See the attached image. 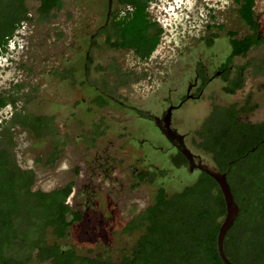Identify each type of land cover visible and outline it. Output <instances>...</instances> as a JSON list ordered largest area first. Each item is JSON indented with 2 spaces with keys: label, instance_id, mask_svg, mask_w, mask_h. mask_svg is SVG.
Wrapping results in <instances>:
<instances>
[{
  "label": "rangeland",
  "instance_id": "374dc122",
  "mask_svg": "<svg viewBox=\"0 0 264 264\" xmlns=\"http://www.w3.org/2000/svg\"><path fill=\"white\" fill-rule=\"evenodd\" d=\"M167 2L172 3V6L168 7ZM167 2H160L159 7L152 9V15L161 18L160 24L161 21L162 24L165 23L163 39L166 45L158 46L156 54L153 55L156 58L155 63L137 65L135 58L127 55L126 50L122 51L102 44L90 52L93 62L89 79L99 83L106 78L107 84L110 85L112 81L109 79L112 76L106 71L110 58L117 61L120 71L135 72L134 74L142 72L146 75L151 73L158 79L167 73L168 95L172 96L174 103L177 104L187 84L194 82L191 91L197 94L195 87L199 84V80L195 81V71L203 69V73L209 80L198 97L185 100L182 105L172 111L171 126L178 133L185 135V146L192 153L198 154L202 163L216 169L211 156L195 146L194 143L200 141V138L195 135V130L199 129L214 105L234 104L237 107L245 105L244 111L240 113V119L248 121L264 119V70L257 73L253 66L260 62L264 64V42L251 48L245 56L233 58L231 64L237 72H242L243 84L234 93L225 92L227 80L235 77L234 71H230L226 78L215 75V72L226 62L230 52L226 31L236 30L241 33L249 30L234 11L236 6L233 1L168 0ZM106 5L107 0H63L61 10L51 11L47 21H39L35 11L38 2L35 0L26 2L29 19L25 20L17 37L18 42L25 45L21 46L22 51L15 53L17 60L13 63V70L12 68V71L9 70L11 72L6 70L8 62L0 56V91L12 89V83H16L13 86L14 101L0 108V123L4 119L12 118L13 114L21 109L35 115L53 116L56 133L54 137L36 139L28 130L14 125L11 128L12 144L8 147L9 151L15 154L17 163L21 167L35 170L36 177L32 185L34 189L47 190L64 182L76 180L74 191L77 193L76 198L74 199L73 196L69 198L72 202L80 200L79 196L82 195L80 192L84 190L86 182L84 176L87 175L90 181V183L87 182V186L93 189L88 188L86 196L90 200L98 197L95 200L98 205L94 206V213L102 216L101 224L94 225L97 228L93 227V231L88 225L85 226V230L88 228L87 232L77 231L72 227L69 235L60 240V246L64 248L72 246L82 255L101 254L118 260L121 254L135 242L137 235L142 233L141 229L127 232H123L122 229L125 223L137 213V209L152 202L158 180H163L160 184L163 182L168 194H171L190 184L197 177L198 172H190L187 168L174 169L168 161L167 185L166 177L162 176L154 183H143L135 190L129 189L127 183L130 179V169L134 164L132 157L138 152L136 142L146 137L145 132L149 131L135 126L134 116L120 112V108L114 103L103 110L93 106L92 113L85 114L84 109L89 105V94L94 96V88H86L85 85L80 84L83 77L73 62L74 52L71 45L80 44L82 48L80 47V52L75 57L81 58L80 54L86 47L84 44L102 19ZM207 5L214 7V20L207 14ZM254 9L260 26V37L264 40V0H256ZM185 11L197 12L200 19L195 17L192 21L182 20ZM208 22L225 25L222 31L216 28L212 30L217 32V36L210 46L204 40L211 34L210 31L205 30ZM21 62L29 69L27 70L24 66L22 70H17L22 68ZM74 64L77 68V81L71 84L64 69L73 67ZM128 80H130L129 86L125 85L119 89L116 87L114 90L119 92L118 96L127 95L130 98V101L126 100L127 103L138 104L147 111L154 109L152 104L160 101L161 96L166 93L164 89L160 90L161 87L154 90L143 76L132 75L128 77ZM18 84L20 85L17 88ZM83 97H86V101L73 108V101ZM137 99L139 103H132ZM74 112L76 115H73ZM99 116H103L105 123H113L107 126L102 125L95 130L89 122L96 121ZM117 120L121 124H118ZM79 122L82 124L80 125ZM96 132L99 135H94ZM52 138L59 140L61 154L55 163L50 164L46 162V154L50 150ZM105 151L113 153L118 159V166L112 171L114 177L107 178L103 175L98 178L91 168L88 172L86 169L93 164L95 156L104 154ZM147 163L142 161L138 166L139 168L148 167ZM75 167H77V174L74 171ZM221 219L222 217L219 221ZM93 221L96 222V220ZM93 221L90 224H95ZM29 264L46 263H38L33 257Z\"/></svg>",
  "mask_w": 264,
  "mask_h": 264
},
{
  "label": "trees",
  "instance_id": "16d2710c",
  "mask_svg": "<svg viewBox=\"0 0 264 264\" xmlns=\"http://www.w3.org/2000/svg\"><path fill=\"white\" fill-rule=\"evenodd\" d=\"M27 1L0 0L1 51L11 41H18V34L29 19ZM35 1L39 21H47L51 11L63 7V0ZM167 1L118 0L129 4L132 11L124 22L117 18V13L114 15L111 24L115 44L121 42L123 46L134 48L140 57H148L165 32L164 26L151 18L149 9ZM232 1L236 6L234 11L249 30L241 36H237L236 30L226 31L230 53L225 66L232 57L245 56L251 48L264 42L255 15L256 0ZM171 4L168 3V7ZM206 9L214 20V7L207 5ZM183 13L182 20L199 18L197 12ZM215 28L222 31L225 25L218 22L205 25V30L211 33L204 38L209 46L217 36V32L212 31ZM253 66L257 73L264 70L262 62ZM242 84V72L238 71L224 90L234 93ZM0 94L4 96L3 92ZM1 96L0 107L6 104V97L1 99ZM244 109L245 105H214L195 130L200 141L194 144L211 156L216 169L226 173L240 209L225 234L224 253L234 264H264V119L242 120L240 113ZM15 123L33 136L56 135L55 129L46 126L43 117L22 115L21 110L0 123V264H29L33 257L38 263L46 264H225L218 254L216 241L219 218L225 212L224 202L218 185L205 172L168 199L163 189L158 188L154 204L124 228V232L141 228L142 233L118 260L101 254L84 256L72 246H60V240L68 236L73 221L78 218L68 219L65 215L68 207L62 202L66 191L30 189L31 173L21 171L8 148L12 144L11 128ZM57 145L53 146V152ZM185 162L180 152L172 157L176 167ZM149 175V180H153L155 176Z\"/></svg>",
  "mask_w": 264,
  "mask_h": 264
},
{
  "label": "flooded vegetation",
  "instance_id": "af4514ba",
  "mask_svg": "<svg viewBox=\"0 0 264 264\" xmlns=\"http://www.w3.org/2000/svg\"><path fill=\"white\" fill-rule=\"evenodd\" d=\"M155 6V3L154 5ZM132 7L127 4V3H119L118 0H107V5L105 7V9L103 10V14H102V19L100 20L99 24L97 25V27L94 29V31L92 33L89 34L88 37V41L84 44L86 45V47L84 48L83 53H81V58H76L75 56L77 55L80 49V44H74L71 45L73 47V52H74V58H73V62L76 64V66L78 67V69L81 71V76L83 77V80L80 81V84L85 85L86 88H94V96H91V93L89 94L90 96V100H89V105L84 109L85 110V114L86 115H90L92 113V108L93 106H95L97 109H104L105 107H107L109 104H116L118 108H120V112L122 113H127V114H131L133 115L132 117L134 118L133 124H135V126L139 127L140 129L144 128L143 130L149 131V132H145L146 137H143V139L137 140L136 142V147L138 152H136L133 155V167L132 169H130V179L129 182L127 183V187H129V189L131 190H135L136 188H138L140 185H142L143 183L148 184L150 182H155L156 179H159L160 177H166L167 173H168V161L171 165L172 168L174 169H180V168H187L190 172L193 171H197V177L199 176V174L201 172H203L199 166H204L205 164L202 163L201 157L198 154H194L192 153V155H190V157H188L187 155L183 154L181 152V149L183 147V145L185 146L184 143V138L185 135H183V137H180V133H178L176 131V129L174 127L171 126L170 123V127L172 130H174L173 134H170L168 132V125L166 124L165 118L166 115L168 114V107L171 106L172 111L179 107L180 105H182V103L189 99V98H193V97H198L200 95V92L202 91L204 85L207 83V81L209 80V78L206 77L205 73H203V69H201L200 71H195V81L199 80V84L196 85V90H197V94H194V92L191 91V88L194 87V82L187 84L186 88H185V92L184 94H181L179 96V100L177 102V104L174 103V99H172L170 95H168V74L166 73L165 76H160V78L158 79L157 76L155 77V74H147L146 73H138V74H134L131 73L130 71L126 72V70L120 71L119 68V64L116 63L117 61L114 58H110V62L107 64V70L108 73L113 77H111L109 79L110 85L109 83L107 84L106 82V78L102 79L99 83H94V81L89 79V73L91 70V65L93 62V59L90 56V52L93 48H97L99 45L105 44L108 45L110 47L113 48H118L119 50H126L127 51V55H131L135 58L136 62L135 64L140 65V64H144V63H155L156 58L155 56L153 57L154 54H156V50L158 48L159 45L164 44L166 45L165 41H164V37L163 35H161L158 43L156 44V47L154 48V50L149 54L148 57H140L134 48L129 47V46H123L121 42H118L115 44V36L113 34V30L114 28L112 27V20L114 19V15L117 13V18L120 19L121 22H124L127 19V15L132 11L131 9ZM149 13L151 15L152 19H155L159 24H160V17L157 18L155 16L152 15V10L149 9ZM25 23V22H24ZM123 24V23H122ZM163 24H165L163 22ZM161 24L162 26H164ZM23 28V27H22ZM245 34V32H241L239 33V36ZM238 36V35H237ZM228 37V36H227ZM216 38V36L213 38V40ZM98 40V41H97ZM100 40V41H99ZM115 44V45H114ZM25 45V44H23ZM22 42H18V41H11L9 45H7L6 49L4 51H1L0 48V56H3V59H5L6 62H8V65L6 66V70L8 72H11L13 70V63L16 62L17 57L15 56V53H17L18 51H22L21 46ZM147 45H149L148 43L146 44L145 48L147 47ZM82 48V47H81ZM230 53V52H229ZM6 56V57H5ZM237 57V56H234ZM231 59V61L228 63L227 66H225L223 63L222 65L219 66V68L216 70L215 75H219L221 77H227L230 74V71H234V74L236 75L237 69L234 68L231 64L233 58ZM78 59V60H76ZM79 61L80 64H78L77 62ZM73 67H68L66 69H64V72L67 73L68 78H69V83L71 84H75L77 81V76H76V72H77V68L76 66ZM15 66L18 64H14ZM22 66V68H19L17 70H22L24 68V66H26V69L28 70L29 67L24 64L23 62H21L20 64ZM18 67V66H17ZM12 68V70H11ZM234 68V69H233ZM11 70V71H9ZM7 71L5 72L7 74ZM5 74V75H6ZM135 75L136 77H145L147 83L150 84V86L155 88H160V90L164 89V91L166 93H164V96H161V100L157 101V103H153L152 106L154 107V109L152 108V110H145L144 108L138 106L137 103L139 99H137L136 101H133L132 103H136L137 105H131V103H127L126 100L130 101V98L126 95L123 96H118L119 92H117V90L115 91L114 88H121L125 85H128L129 81L128 77ZM234 75V76H235ZM115 78V79H114ZM232 79L229 78L227 80V84H229V82H231ZM14 85H16V83H12V89H5L3 91H0V93L3 92L4 96H1V99H3V97H6V105H9L12 103V99H13V94H14ZM20 84L17 85V88ZM164 85V88H162V86ZM231 85V84H230ZM111 86V87H110ZM129 86V85H128ZM233 86V85H231ZM16 88V89H17ZM112 88V89H111ZM18 91V90H17ZM91 92V90H90ZM11 100H10V99ZM119 99V100H118ZM86 101V97L81 98L80 100L75 99L73 101V108H76L79 106V104H83ZM161 102V104H160ZM4 106L0 107L3 108ZM157 108V109H155ZM17 109V108H15ZM21 114H31L33 116H37V117H43L46 120V126H49L53 129H55V125L53 123V116H48V115H35L33 113H30L28 111H24L21 109ZM73 115H76V112L73 113ZM44 121V120H43ZM41 122V121H39ZM118 124H121L120 122H118V120L116 121ZM113 122H109V123H105L103 116H99L97 118L96 121H90L89 125L93 128H95V130H97L100 126L102 125H106L109 124L111 125ZM116 123V124H117ZM79 124L81 125L82 123L79 122ZM14 125H19L17 123H15ZM20 126V125H19ZM32 135V134H31ZM91 136H93L92 134H90ZM89 135V136H90ZM94 135H99L98 132L94 133ZM33 136V135H32ZM47 136H52L50 134L48 135H44V136H33L36 139H41L42 137H47ZM54 137V136H52ZM91 141V140H90ZM55 143H57V147L55 152L53 146L55 145ZM89 143V142H88ZM169 149V150H168ZM180 152L186 162L184 165L180 166V167H176L173 163H172V157L177 153ZM60 154H61V150H60V143L59 140H56L54 138H52V143L50 146V150L49 152L46 154L47 156V163L53 164L55 163L59 158H60ZM14 159L16 161V165L21 169V171H27L29 173H31L32 175V183L30 186V189L32 191H41V192H51L53 190H63L62 193H64L66 191V195L64 198V201L62 202V204L66 207H68L67 212L65 213L66 217L69 219L71 216L77 217L78 219L73 221L72 226L70 227L68 233L71 231V228L73 227L75 230L77 231H82V232H87L88 228L85 230V226L88 225V227L93 231V227L96 226H100L101 222L100 220L102 219V216H98V214L94 213L95 212V205L97 206L98 203H96V199L98 197L95 198V200H90L89 197L86 196L87 194V190L88 188H92V187H88L87 184L90 183V181L88 180V176H84V178L86 179V182L84 183V190H81L82 192H80L82 195L84 196H79V201L76 202L75 200L69 201V198H71L73 196V198H76V192L75 191V186L77 181L76 180H70L67 182H64L62 185L44 190V189H34L32 188V185L35 181V170L32 168H23L21 167L18 163H17V159L15 154L13 155ZM146 158L145 160H143L142 158ZM148 162V167H144L143 168H139V163L140 162ZM152 162V163H150ZM118 166V159L113 155V153L109 152V151H105L104 154H99L97 156H95V159L93 160V164H90L86 171L88 172V169H92L93 174L96 175V177H100V176H107V178H110L113 174L112 171H114L116 169V167ZM206 166V165H205ZM74 171L76 172V174L78 173L77 171V167L74 168ZM90 171V170H89ZM149 173H152L153 176H155L153 178V180H149ZM75 174V175H76ZM114 177V176H112ZM196 177V178H197ZM195 178V179H196ZM167 180H165V183L167 185L168 182V178L166 177ZM195 179L191 182L193 183L195 181ZM160 181L163 180H158V185L157 188L154 191L153 197H152V202L147 204L145 207L141 208V209H137V213H135V215L129 219L125 225L124 228L126 227V225L130 222H133V220L137 217H140L142 213L146 212V210L154 204V199L155 196L158 192V188H162L164 191V194L166 196V198L168 199L169 196L172 195L168 194L167 191V187L163 186L164 183L162 182V184H160ZM88 182V183H87ZM100 186H102V184H100ZM93 189V188H92ZM126 193V192H125ZM93 220H96V222H94ZM94 222L95 224H90V222ZM96 225V226H94ZM97 228V227H96ZM124 228L122 229V231L124 232ZM141 228H138L136 230L140 231ZM135 231V230H134ZM69 235V234H68ZM139 235H137L138 237ZM82 255V254H81ZM96 255V254H95ZM93 255V256H95ZM84 256H90V255H84ZM107 256V255H105ZM110 258H112L110 256ZM113 259V258H112ZM114 260V259H113Z\"/></svg>",
  "mask_w": 264,
  "mask_h": 264
},
{
  "label": "water",
  "instance_id": "95a60500",
  "mask_svg": "<svg viewBox=\"0 0 264 264\" xmlns=\"http://www.w3.org/2000/svg\"><path fill=\"white\" fill-rule=\"evenodd\" d=\"M171 110H172V107L169 106L168 107V114L166 115L165 121H166V124L168 125V132L170 134H173L174 130H172L170 127ZM179 136L183 137L182 134H180ZM181 152L183 154L187 155L188 157H190V155H192V152L184 145L181 149ZM199 168L203 172H205L207 175H209L211 178L214 179V181L218 185L219 190L222 194L225 212H224V215L220 221L218 232H217V238H216L217 251H218V254H219L221 260L225 264H234L228 259V257L226 256V254L223 251V240H224L226 232L233 225V223L235 222V220L239 214L240 209H239L238 203L236 202V200L234 198V195L232 193L230 185L227 181L225 172H222V171L215 169V168H209L205 165L199 166Z\"/></svg>",
  "mask_w": 264,
  "mask_h": 264
}]
</instances>
